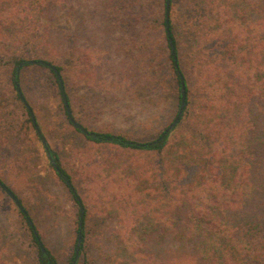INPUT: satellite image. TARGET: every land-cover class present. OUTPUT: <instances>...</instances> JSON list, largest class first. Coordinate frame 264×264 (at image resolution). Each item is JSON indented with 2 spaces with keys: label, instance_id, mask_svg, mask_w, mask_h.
<instances>
[{
  "label": "trees",
  "instance_id": "16d2710c",
  "mask_svg": "<svg viewBox=\"0 0 264 264\" xmlns=\"http://www.w3.org/2000/svg\"><path fill=\"white\" fill-rule=\"evenodd\" d=\"M67 1L0 0V181L18 199L27 218L33 224L12 177L27 178L35 153V158L43 155L47 167L64 185L77 208L76 238L69 264L74 258L79 229L76 197L83 206L79 252L85 255L87 201L63 167L59 151L53 148L58 137L69 142L77 134L86 143L152 154L159 162L156 172L149 165L146 169L133 164L122 168L123 164L117 161L99 162L100 169L84 165L81 179L102 218L101 233L112 230L110 235L114 236L110 260L116 259L118 264H264V0H236L241 2L237 3L238 11H232L226 2L220 5L218 0H170L168 8L166 0H123L105 5L104 11H155L160 51L157 56L163 59L169 74L168 85L176 99L175 117L181 84L184 86V108L177 125L163 139L158 140L167 127L148 141L91 129L75 117V100L67 89L63 67L52 62L57 53L47 47L52 37L49 30L42 28L44 19L53 18L52 11ZM187 35L192 40L189 45L185 43ZM190 48L191 65H196V71L187 63ZM29 60L46 61L60 74L70 117L57 76L51 69L37 65L52 79L54 92L49 96L56 101L51 109L53 128L47 118L39 117L40 111L34 109L22 90L24 71L31 67L26 64ZM163 62L158 66L159 86ZM20 63L23 64L19 66ZM143 70L147 74V67ZM147 85L153 86V81ZM6 95H11L17 109L3 104ZM71 120L86 133L77 130ZM25 133H32L33 142L18 147L20 136ZM46 149L60 174L50 164ZM114 169L118 170L117 175H111ZM117 176L124 177L118 180L123 191L113 180ZM108 185L117 186L120 192L109 193ZM158 185L170 189L173 202L172 219L162 223L153 218L155 208L148 193ZM143 190L146 193L140 194ZM17 213L22 231L19 238H28L30 247L36 250L37 264H58L43 244L45 253H41V236L35 225L32 229L23 213ZM165 227L171 232L170 250L163 256L145 253L146 247H159L163 242L159 233ZM1 237L0 233V242ZM121 251L127 252L126 257L117 256Z\"/></svg>",
  "mask_w": 264,
  "mask_h": 264
},
{
  "label": "rangeland",
  "instance_id": "374dc122",
  "mask_svg": "<svg viewBox=\"0 0 264 264\" xmlns=\"http://www.w3.org/2000/svg\"><path fill=\"white\" fill-rule=\"evenodd\" d=\"M122 1L69 0L52 11L54 17L44 19L42 28L49 30L52 39L47 47L57 53V58L47 60L63 67L67 89L75 100L74 115L77 119L83 120L91 129L148 141L173 122L176 99L168 85L169 74L165 63L157 56L160 51L155 11H104L105 5ZM218 2L220 5L226 2L232 11H238V4L241 5L236 0ZM217 11L227 10L217 8ZM122 14L127 15V18ZM185 37V43L189 45L191 36ZM188 53L187 63L190 66L193 60L191 48ZM162 62V85L159 86L157 72ZM29 66L24 71L22 90L34 109L40 111L39 117L47 118L53 128L55 122L51 109L56 101L49 96L54 92L51 76L37 65ZM192 66L196 71V65ZM145 67L148 69L147 74L143 70ZM150 81H153V86L147 85ZM13 103L11 95L3 98L4 105L17 109ZM20 141L18 147L33 142L32 133L20 136ZM54 145V150L59 151L63 167L73 176L75 185L87 201V248L85 255L80 253L77 264H118V260H110V251L115 245L111 237L114 236L110 235L112 230L101 233L103 221L97 214L96 203L86 193L88 186L81 179L83 167L87 164V167L91 165L100 169L99 162L117 161L123 164L122 168L130 164L144 168L149 165L156 172L159 163L157 157L148 153L121 151L109 145L89 144L77 134L69 142L58 137ZM33 155L27 178L19 180L14 176L12 181L16 183L13 185L21 191L20 197L29 210L42 244L56 257L58 264H69L76 238L77 208L64 185L57 181L47 167L43 155L38 158H35V153ZM110 173L117 175L119 172L114 169ZM122 178L117 176L113 179L115 184L120 185L121 191L118 180ZM152 187L148 193L151 195L150 204L155 208L156 216L153 218H157L160 223L172 219L170 189L162 185ZM117 188L108 185L107 191L119 193ZM141 193L145 194L146 190ZM17 210L0 189V264H37L36 250L30 247L28 238H19L22 231ZM170 235V230L165 227L159 233V237L164 238L159 247H146L143 251L151 256L166 255L171 248ZM126 255V251H121L117 256L124 258Z\"/></svg>",
  "mask_w": 264,
  "mask_h": 264
},
{
  "label": "water",
  "instance_id": "95a60500",
  "mask_svg": "<svg viewBox=\"0 0 264 264\" xmlns=\"http://www.w3.org/2000/svg\"><path fill=\"white\" fill-rule=\"evenodd\" d=\"M169 3H170V0H166V8L169 7ZM166 34L168 36V41H169V45H170V48L172 50V56L173 58L175 59V53H174V47H173V44L171 42V39H170V32L168 30V22H166ZM23 63H20L19 66H21ZM27 65H40V66H43V67H47L49 69H51L55 75L57 76L58 80H59V87H60V91H61V95H62V99H63V103L66 107V111H67V115L70 117L71 116V112H70V109L68 107V103H67V99H66V96H65V93H64V88H63V84L60 80V74L59 72L57 71V69L55 67H53L50 63L46 62V61H43V60H29L26 62ZM18 94L22 97V93L20 92V89L19 87L16 88ZM184 100H185V90H184V86L183 84H181V98H180V106H179V109H178V113L174 119V121L166 128L165 132L161 135L160 139L158 140H161L163 139L168 133H170V131L177 125L180 117H181V114L183 112V108H184ZM29 113H30V118L31 120L34 122V116L29 108V106L27 105L26 106ZM71 122L74 124V127L81 131L82 133H86L82 128L81 126H79L78 124H76L73 120H71ZM37 134L38 136L40 137L43 145H45V141H44V138L42 136V133L38 130L37 131ZM46 153H47V156H48V159L50 161V164L52 165V167L58 171V168L56 166V163L54 161V159L51 157L50 155V152L48 151V149H46ZM58 173L60 174V172L58 171ZM65 184L70 188L72 189V186L70 184L69 181L65 180ZM0 189L7 195V197L14 203V205L17 207V209L23 213V215L27 218V215L26 213L24 212L20 202L18 201V199L14 196V194L0 181ZM76 201L79 203V221H78V233H77V243H76V248H75V252H74V258L71 262V264H76L77 261H78V258H79V254H80V244H81V233H82V226H83V215H84V209H83V206L82 204L79 202V198L76 197ZM27 222L28 224L30 225V227L32 229H34L33 227V224L32 222L30 221V219L27 218ZM39 247L41 249V253H45V248L43 247L42 243L39 242Z\"/></svg>",
  "mask_w": 264,
  "mask_h": 264
}]
</instances>
